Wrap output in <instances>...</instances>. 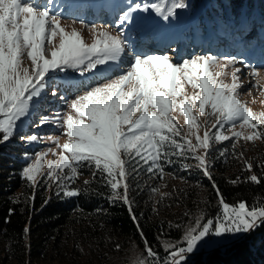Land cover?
I'll return each instance as SVG.
<instances>
[{
  "label": "snow or ice",
  "instance_id": "obj_1",
  "mask_svg": "<svg viewBox=\"0 0 264 264\" xmlns=\"http://www.w3.org/2000/svg\"><path fill=\"white\" fill-rule=\"evenodd\" d=\"M187 7L186 0L137 3L123 12L117 26L122 31L125 24L133 21L132 13L136 11H151L169 21L178 17V10ZM80 23L94 35L92 43H86L76 28L67 30L58 13H50L36 0H0V143L16 134L24 119L31 116L37 98H43L46 90L59 80L62 82L59 86L72 93L71 99L60 97L71 111L57 113L53 122L69 139L62 145L58 137L53 140L60 152L58 160L47 162V178L64 189L65 196L83 194L81 189L67 190L65 181L75 183L81 169L86 167L94 180L110 189V202L126 205L136 222L129 196L132 181L141 172L151 174L149 178L158 174L163 180L164 165L173 163L174 156L182 157L196 161L195 165L184 164V169L195 167L202 172L211 182L221 210L214 219L206 218L201 211L185 228L183 245L164 242L168 255L163 264H186L187 255L199 247L225 236L249 234L264 226V206L250 207L243 201L230 205L210 171L213 144L232 141L235 155L241 137L246 142L264 141V112H253L239 99V90L244 86L238 75L241 68L235 66L236 58L196 55L174 62L168 54L136 52L127 58L128 66L122 69L127 57L126 38L103 26ZM48 51L50 58L46 55ZM25 60L30 64L26 65ZM105 72L109 75H104ZM251 74L258 76L259 70L251 68ZM229 75L231 83H225L223 78ZM85 76L96 79L86 83ZM186 85L193 89L192 94H188ZM56 94L53 89L52 95ZM174 112L182 113L186 131L172 115ZM201 117H205L203 124ZM46 122L42 117L41 124ZM237 124L241 129H251L250 133L235 131ZM202 127L205 130L201 136ZM226 130L231 135L225 134ZM21 139L35 142L40 138L32 135ZM48 151L57 154L53 149ZM46 155L37 153L22 170V178L31 182V186L36 184L37 174L42 175ZM239 156L242 158L243 153ZM245 166L248 171L253 168L247 161ZM239 179L231 183L236 184ZM247 179L260 183L255 174ZM90 183L84 181L85 185ZM160 187L151 191L160 199L171 195L161 192ZM137 229L145 248L136 264H160L159 254L138 222ZM115 247L120 249L119 244Z\"/></svg>",
  "mask_w": 264,
  "mask_h": 264
},
{
  "label": "trees",
  "instance_id": "obj_2",
  "mask_svg": "<svg viewBox=\"0 0 264 264\" xmlns=\"http://www.w3.org/2000/svg\"><path fill=\"white\" fill-rule=\"evenodd\" d=\"M201 1L186 0V3L194 13ZM208 1L206 12L212 21L221 17L226 19L230 14L237 17L235 21L246 18V22L255 25H258L257 19L264 20V0ZM201 16L203 20L205 17L203 14ZM17 135L0 143V253L4 251L2 248L6 244L9 247L8 254L14 258H20L26 264H40L51 251L66 252L68 242L75 236L77 241L86 244L103 241L107 236L115 241L114 247L120 244L119 241L140 239L138 222L151 247L159 254L160 264H163L168 254L158 248L157 236L164 232L171 219L168 217L167 220L161 215L163 208L160 209L161 212L158 211L156 195L151 191L162 183L158 174L149 178L151 174L141 172L132 181L129 196L137 218L134 222L126 205L110 202V189L94 180L90 170H83L90 177L89 185L65 181L67 190H84L82 195L76 197L65 196L64 189L49 180L31 186L22 178V170L30 162L35 147L28 146L27 143L23 145L24 141L18 143ZM256 147L257 153L248 157L244 148L238 146L233 155L232 141L213 144L209 157L210 171L225 201L230 205L236 206L243 201L250 207L264 206V167H261L264 164V141L259 140ZM225 149L228 151L222 156L221 152ZM241 152L242 158L239 156ZM172 160L173 163L164 165L165 176H175L205 188L210 206L219 202L211 182L201 171L194 167L184 169V164L196 162L195 160L175 156ZM245 161L253 164L251 171L246 170ZM252 174L257 175L259 184L248 181L247 178ZM237 177L240 178L239 181L231 183ZM220 210L221 207L216 206L210 215L216 216ZM88 226L92 228H87ZM176 229L173 236L179 239V228ZM64 238L68 239V244L62 243ZM186 264H264V226L245 234L225 248L208 253L199 252L193 258L186 259Z\"/></svg>",
  "mask_w": 264,
  "mask_h": 264
},
{
  "label": "rangeland",
  "instance_id": "obj_3",
  "mask_svg": "<svg viewBox=\"0 0 264 264\" xmlns=\"http://www.w3.org/2000/svg\"><path fill=\"white\" fill-rule=\"evenodd\" d=\"M37 2V0H36ZM160 0H46L45 2H38L42 7L50 10L52 14H59L61 23L66 26L67 30L76 28L81 31L82 37L86 43H92L94 35L83 28L80 21L87 25L103 26L114 35L118 32L121 33L122 38H126V61L121 68H126L127 58L132 57L136 52H143L146 54H168L174 62H181L184 59L192 58L196 55H213L223 59L224 57H235L237 60L236 67L241 68L240 82L243 84L240 91L239 99L245 102L253 112H264V23H259L258 26L247 23L245 19L240 18L236 20V16L230 14L229 16L215 19L216 26L210 24V18L207 17L204 22H200L201 14H206L204 7L207 2L202 0L198 9L193 15V10L187 8L178 10L177 18H170L169 21H164L162 17H158L154 12L144 13L136 11L132 13L133 21L125 24L123 30L117 26L119 17L124 11H127L129 6H134L139 3L141 5L147 3H159ZM170 2V0H169ZM236 15V14H235ZM76 20L77 23L73 24L72 21ZM245 24V25H244ZM58 43V41H56ZM50 49V46H49ZM50 58V51L46 52ZM25 64H30L25 60ZM247 65V67L245 66ZM251 68L259 70L258 76L251 74ZM229 72L231 69L228 70ZM104 75H109L105 72ZM86 83H92L96 77L85 76L83 77ZM225 83H231V76L223 78ZM62 82L57 80L53 83L51 88L46 90L47 102L38 108L39 101L34 105L38 110L31 112V116L24 119L20 124L18 134V143L21 141L23 145L34 146V153L31 160H34L35 155L40 152H46L47 155L42 160L44 168H42V175L37 174L36 185L46 182L47 178V162L58 160V153L60 149L53 143L55 138H59V143L62 145L68 141L66 134H62V130L53 122L57 113H66L71 111L67 109L64 102L60 99L65 96L67 99L72 98V93H66L59 85ZM53 89L56 95L53 96ZM188 94H192L193 89L186 85ZM39 100V98H37ZM46 107V108H45ZM198 111V109H196ZM178 120V123L186 131V125L182 113H172ZM46 118V123L41 124V118ZM214 122L215 118H211ZM205 117L200 118V123L203 124ZM209 127H211L209 125ZM228 126H226L227 129ZM204 128L200 129V135H203ZM215 132L216 129H211ZM235 131H241L244 135L250 133L251 129H241L237 124ZM225 134L231 135L227 131ZM36 135L40 139L35 142H28L27 139L22 140L21 136L27 138ZM178 139V138H177ZM193 142H195L194 138ZM255 142L244 141L243 138L237 143L238 147L244 148V153L247 156H252L257 153L258 147ZM48 149H53L55 153L49 152ZM196 162L190 163L195 165ZM195 168V167H194ZM81 169L80 174L75 183H82L90 180L89 176L83 173ZM68 170L65 169V172ZM29 182V181H28ZM31 184V182H29ZM166 185L165 187H160ZM161 192L171 193L170 196L160 199L159 195L155 193L158 201V211L163 208L161 215L168 220V227L165 228L163 233L158 234V248L164 254H168L164 247V242L172 244L183 245V235L185 228L193 222L194 218L203 211L206 218H215V215H210L212 209L220 206L219 202L210 206L208 200V192L205 188L200 187L185 179H179L175 176H164L162 183L159 184ZM169 208H164V206ZM221 207V206H220ZM185 213H189L186 216ZM168 214V215H166ZM214 216V217H212ZM180 217V218H179ZM179 225V227H177ZM87 228H92L88 226ZM179 228L180 238L175 239L173 233ZM97 229V228H96ZM245 234L237 236H225L219 238L217 241L199 247L194 253L189 254L186 259L193 258L199 252L208 253L218 248H225L231 243L238 241ZM77 237L69 243L68 250L60 252L51 251L47 257H44L40 264H136V261L144 253V243L142 239H128L127 241H119L120 249L117 250L113 246L115 241L105 236L103 241H93L83 243L77 241ZM68 239H63V244L67 243ZM8 246L2 248L0 253V264H26L20 258L16 259L14 256L8 254Z\"/></svg>",
  "mask_w": 264,
  "mask_h": 264
}]
</instances>
